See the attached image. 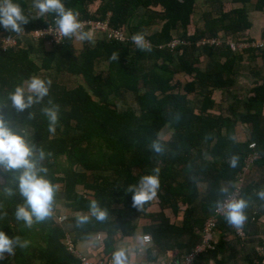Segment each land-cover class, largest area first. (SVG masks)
I'll list each match as a JSON object with an SVG mask.
<instances>
[{
	"label": "trees",
	"instance_id": "trees-1",
	"mask_svg": "<svg viewBox=\"0 0 264 264\" xmlns=\"http://www.w3.org/2000/svg\"><path fill=\"white\" fill-rule=\"evenodd\" d=\"M95 1L63 3L78 11L80 20L108 17L113 26L125 30L127 41L109 40L98 32L102 38L94 45L85 41L80 51L74 38L67 37L45 49L44 40L37 45H19L18 35L0 26V35L18 38L17 45L0 52V113L14 130L26 133L37 154L45 153L41 163L48 169L47 178L58 186L55 201L61 196L65 206L75 213L88 212L93 199L107 209L108 218L104 221L91 217L88 223L78 226L77 216L70 217L68 223L77 237L106 234V254L112 251L117 234L131 237L138 209L132 206V194L127 193V187L149 174L153 167H159L160 207L171 210L174 216L185 207L183 220L176 226L161 212L150 218L153 224L145 232L159 249L186 248L184 253H190L199 244V232L216 202L227 194L221 193L220 188L232 189L245 157L257 150L261 156L256 162H264V78L250 89L245 111H239V99L231 87L236 83L241 55L228 45L197 44L203 37H218L219 33L234 37L249 28L245 4L251 0H239L241 7L227 11L223 10L221 0H207L209 9L202 12V27L188 35L186 26L197 0H100L92 12L89 6ZM14 2L29 18L23 26L25 31L55 22L54 13L33 17V0ZM140 8H144V13L140 14ZM254 8L262 10L264 0H255ZM157 22H161L160 30L147 34V27ZM175 30L179 43L171 47ZM137 32H142L151 43V52L139 50L132 42L131 36ZM114 52L119 53L118 61L110 59ZM251 52L253 57L258 55L264 60V48ZM35 53L41 54L39 64L31 58ZM201 55L208 58L202 67ZM102 63H106V68L98 70ZM40 70L49 71L41 78L52 80L48 96L41 104L17 112L10 106L8 94ZM180 72L188 77L184 82L175 78ZM59 74L81 76L83 80L70 87L59 79ZM216 89H226V103L215 102ZM125 91L136 95L138 111L131 106L118 108L116 98ZM190 94L196 96L194 100L188 97ZM49 99L60 109L55 134L48 131V120L41 112ZM237 122L249 123L251 127L246 141L233 138ZM165 129L170 130L168 139L159 137ZM153 141L162 144L163 153L152 151ZM251 142L254 148L249 147ZM233 155L239 157L235 168L228 163ZM18 175L19 171H6L0 166V190L9 187L15 192L9 196L0 191V230L10 237L21 235L30 243L27 248L17 247L12 256L5 253L0 264H81L77 255L68 251L66 226L55 214L31 228L15 220L16 205L24 203L17 190L18 181L13 180ZM199 182L208 183L204 197ZM79 188L85 193H80ZM258 189L250 184L241 188L240 197L249 200L247 214L253 204H264L256 195ZM55 207L56 204L53 210ZM197 207L207 213L204 218L197 217ZM262 212L257 209L246 223L255 222ZM218 225L222 232L231 228L224 218ZM222 241L200 259L222 253L226 249ZM248 257L250 264H261L262 258L254 253Z\"/></svg>",
	"mask_w": 264,
	"mask_h": 264
},
{
	"label": "clouds",
	"instance_id": "clouds-1",
	"mask_svg": "<svg viewBox=\"0 0 264 264\" xmlns=\"http://www.w3.org/2000/svg\"><path fill=\"white\" fill-rule=\"evenodd\" d=\"M33 7L37 9V14L33 17L40 18L45 14H55V24L57 31L51 32L56 38H74L77 41L95 44V34L92 30H85V24L79 19V12L67 8L63 0H33ZM29 23V18L24 14L22 7L14 0H0V26L6 30L22 34L24 25ZM135 46L145 52H151V43L142 32L134 33L131 36ZM57 42L60 41L57 39ZM119 53L114 52L110 59L118 61ZM52 80L45 79L37 75H32L22 84L16 85L13 91L8 94L10 106L17 112H23L31 108L34 104H41L48 96ZM59 105L51 99L48 106L41 108V112L48 120V131L55 134L59 122ZM151 149L157 154L164 151L159 141H153ZM45 153L39 151L34 145H30L26 139V133L16 131L10 126V122L0 113V166L6 171H19L18 176L13 180L18 181V192L23 197L24 203L16 205L13 213L17 222H23L26 228H31L34 223L42 222L53 215V207L58 186L47 178L48 169L42 165ZM239 157L233 155L229 157L228 163L232 168L237 167ZM43 173V175H42ZM160 168L153 167L149 174L142 175L136 183H131L127 187V193L132 194V206L138 210L145 204L153 201L158 196L160 189ZM9 196L15 193L11 188L5 187L0 190ZM227 187H221V193H228ZM257 197L264 201V186L256 191ZM249 200L240 197L227 196L223 201L216 202V210L223 215L225 222L237 231L245 225L248 216L247 209ZM6 214V213H5ZM94 217L98 221L108 218L106 208L100 206L95 199L90 201L88 213L79 214L76 218L77 225H83ZM29 241L21 235L9 236L5 231L0 230V260L15 254L17 247L27 248ZM112 264H128V257L124 248H118L112 253Z\"/></svg>",
	"mask_w": 264,
	"mask_h": 264
},
{
	"label": "crops",
	"instance_id": "crops-1",
	"mask_svg": "<svg viewBox=\"0 0 264 264\" xmlns=\"http://www.w3.org/2000/svg\"><path fill=\"white\" fill-rule=\"evenodd\" d=\"M198 1V0H197ZM196 1V2H197ZM222 1V0H221ZM223 2V1H222ZM231 2L234 4L233 6H230L229 8L223 7L222 3V8L224 11L230 10L232 8L236 7H241L242 3L239 0H231ZM254 3L255 0H251L248 3L245 4V7L247 9V17L248 20L250 21L251 25L249 28L246 30L239 32L238 35L234 37H239V38H245L247 40H253L254 37L255 40H259L260 38H264V8L262 10H256L254 8ZM206 4L209 3L206 0ZM225 6V4H224ZM209 9V8H207ZM204 9V10H207ZM203 25V21L200 26H198L195 29L201 28ZM161 28V22H157L154 24H151L147 27L146 33L150 34L156 31H159ZM194 29V30H195ZM26 32L29 31H24L22 35L24 34L27 35ZM177 32L176 30L173 31L174 38H176L175 33ZM194 32V31H193ZM192 32V33H193ZM26 33V34H25ZM190 33V34H192ZM95 34V43L98 41V39L102 38V35L100 33H94ZM21 34H19V37ZM220 37L227 36L224 35L223 33H219ZM249 36V37H248ZM31 40L30 44L34 45V41L31 39L30 36H28ZM233 37V36H232ZM229 38V37H228ZM26 39V37H25ZM147 39V38H146ZM39 41V40H38ZM36 41V43H39ZM74 45L78 51L83 49L84 43L85 42H80L75 39H73ZM23 46V45H21ZM45 48V47H44ZM48 49V48H45ZM247 49V48H245ZM243 49V51L245 50ZM256 49V48H255ZM231 50V49H230ZM250 50V48H248ZM234 51V50H232ZM235 53H239L234 51ZM201 67L204 65V63L207 61V55H201ZM242 58V56H241ZM263 64L264 66V60L261 59L258 55H255L253 57V54L248 55V62L249 67V73L245 74V77L250 78V82L247 86L246 91H243V94H240V89L242 86H238V81L237 78L240 74L238 71V74L236 75V83L231 87L232 90L236 93L239 88V97L236 94L237 98L239 99L238 103V110L241 112L245 111L244 108V102L247 97V95H250V89L256 85H258L262 79L264 78V71L261 70V68H254L253 66L256 65L257 63ZM242 61H240L241 65ZM255 63V64H254ZM105 63L100 64L103 65ZM259 65V64H258ZM262 66V67H263ZM103 69L106 68V65L102 67ZM240 70V68H239ZM177 75V76H176ZM175 75V78L180 77L181 78L184 73L180 72ZM186 78L187 75H185ZM183 82L182 79L178 78ZM243 80L239 79V83H242ZM217 91L221 92H226V89L220 90L216 89L214 90V95L213 98L215 102H219L215 98V94ZM191 98L190 96H188ZM192 99V98H191ZM229 98L226 97L224 98V103H226V100ZM223 100V99H222ZM221 100V102H222ZM263 116H264V108H263ZM264 118V117H263ZM263 125H264V119H263ZM251 127L249 123H244V122H237L235 125V130L233 134V138L236 141H246L249 138V131ZM166 131L163 130L160 132L159 137L162 139H168L166 136H162V133ZM255 146V145H254ZM254 148V147H252ZM260 152L257 150H253L252 153L247 155L244 160V164L240 170V172L237 174L236 178L234 179V182L230 186V188H233L234 185L239 184L241 188L245 187L246 185H252L256 186L258 188H261L264 186V162L257 163V160H260ZM238 179H241V181H238ZM198 187L201 193V197H204L208 191V183L206 182H199ZM61 191V189H60ZM260 200V199H259ZM59 201V200H58ZM64 203H62L65 207V209H60L59 213V218L58 221L64 226H66L67 229V234L66 238L71 239L74 245V249L76 250V255L78 256H85L87 258H90L94 263L99 262L100 260H111L112 261V253L114 250L118 248H124L126 250V254L128 257V264H164L168 262L169 260L175 258L178 254L184 253L185 249L182 250H166V249H159L157 246H155L152 241L150 244H145L142 241V238L144 236H149L145 230L149 228L153 222L152 219H150L153 216H156L157 214H160L163 212L164 216L170 221L171 224H175L176 226H180L183 220V211L185 210V207H181L179 213L177 216H174L171 210L167 208H161L159 204V200L156 198L153 201L148 202L147 204L144 205V207L140 210H138V215L134 218L133 224L135 226L134 233L131 237H122L120 234H117L114 237V244H113V249L111 252L106 254V246H105V241L107 239V235L104 233L97 234V235H89L85 237H77L72 231V226L69 225L68 219L70 217L78 216L79 214L82 213H88V212H72L65 206V200H63ZM262 201V200H261ZM263 202V201H262ZM55 204H57V201H55ZM57 207V206H56ZM261 208L263 212L259 215V217L256 219L255 222H249L246 223V228H242V231L244 232L245 238H241L235 235V233L232 231L227 230L222 232V228L218 225V229L215 232L214 235V246H218L219 242L222 241L224 242L222 246H226V249L220 253L217 254L215 257H211L208 259L201 258L196 262V264H250V258L248 257L249 254H255L259 258H262L259 254H257L256 248L260 247L262 248L264 252V204L263 206H257L256 204H253L251 208H249V212L247 214L248 217L252 215V213H255L257 209L259 210ZM207 215V213H202V211L197 207V217L199 218H204ZM65 218L62 221L60 219ZM202 232V230L199 232ZM150 237V236H149ZM66 242V240H65ZM200 244V242H199ZM199 244H197L194 248H196ZM229 246V247H227ZM187 248L191 246H186ZM192 248L191 250H193ZM79 258V257H78ZM255 261L254 263H256Z\"/></svg>",
	"mask_w": 264,
	"mask_h": 264
},
{
	"label": "built area",
	"instance_id": "built-area-1",
	"mask_svg": "<svg viewBox=\"0 0 264 264\" xmlns=\"http://www.w3.org/2000/svg\"><path fill=\"white\" fill-rule=\"evenodd\" d=\"M85 24V30H92L94 33H102L107 39L109 40H117V41H127L129 37L126 35V32L121 27L113 26L109 18L105 19H83L81 20ZM56 24L51 23L48 24L46 27L36 28L30 31L31 35L38 37V39L44 40L45 42L52 43L53 45L58 44L57 39L61 42L65 37H60L59 35L56 36L51 32H56ZM18 43V38L16 36H6L0 35V52L11 48ZM179 43V38H174L172 42L169 44L171 47H175ZM184 43V42H183ZM198 45H215L220 46L222 45V40L220 36L218 37H203L198 42ZM226 45L230 47L231 50H242L246 47H255V48H264V38H260L259 40L252 41L248 43L245 40H238L233 42L232 40H228L225 42ZM254 142L249 144V147H254ZM241 181V179H238ZM241 187L239 184L233 186V188L223 197L221 201L227 198V196L231 195L236 198L240 197ZM53 214L54 210H53ZM56 215V214H55ZM65 218L63 217L60 221H63ZM223 219V215L214 208V211L207 217L205 225L203 227L202 232L200 233V244L194 248L190 253H181L178 254L175 258L169 260L164 264H195L200 257L205 254H208L211 251H214V235L218 229V224L220 220ZM58 220V219H57ZM235 233L236 236L245 238L244 232L241 230L237 231L234 228H230ZM143 243L150 244L151 238L149 236H144L142 238ZM68 251L72 254H77L76 250L74 249L73 242L68 238L65 242ZM257 254L262 256L261 264H264V252L262 248H256ZM81 260V264H112L111 260H100L97 263H94L90 258L85 256H78Z\"/></svg>",
	"mask_w": 264,
	"mask_h": 264
},
{
	"label": "rangeland",
	"instance_id": "rangeland-1",
	"mask_svg": "<svg viewBox=\"0 0 264 264\" xmlns=\"http://www.w3.org/2000/svg\"><path fill=\"white\" fill-rule=\"evenodd\" d=\"M223 2V7H226V8H229L230 6H233L234 4L231 2V0H222ZM99 3H100V0H97V1H95L93 4H91L90 6H89V9L93 12V11H95L96 9H97V6L99 5ZM224 4H225V6H224ZM159 9L157 6H155V8L154 9ZM207 8H209V6H208V4H206V0H198L196 3H195V8H194V12L192 13V15H191V17H190V22H189V24L186 26V31H187V35L188 34H190V33H192L193 31H194V29L195 28H197L198 26H200L201 25V23H202V21H203V19H202V12L204 11V9H207ZM37 9H36V14H37ZM141 13H144V8H140V14ZM108 16H109V14H108ZM108 18V17H107ZM27 33V35H25L24 36V34L22 35L21 34V36L19 37V35H18V37H19V45H23V46H26L27 44H29L30 42H31V40H30V38L28 37V36H30L31 37V39L34 41V45H37L38 43H36V41H40L41 39H38V37H36V36H33V35H31V33H30V31L29 32H26ZM25 33V34H26ZM175 33V32H174ZM178 35V33L176 32L175 33V36L176 37H178L177 36ZM25 37H26V39H25ZM229 37V38H228ZM249 37V36H248ZM249 38H253V40H247V39H245V38H237V37H232V36H223V37H220V39L222 40V43L224 44V45H226L225 44V42L226 41H228V40H232L233 42H236V41H238V40H245V41H247L248 43H251L252 41H256L255 39H254V37H249ZM38 41V42H39ZM52 43H49V42H45L44 41V47L45 48H48V49H50V48H52ZM223 45V46H224ZM247 49H245L244 51H243V49L242 50H236V52H239V54L242 56V58L240 59L241 61H242V63H241V65H240V62H239V68H240V70H239V74H240V77L241 78H239V76H238V78H237V81H238V86L240 85V86H242L241 87V91H240V94H243V91L245 92L246 91V89H247V86H248V84H249V82H250V78H247V77H245V74L246 73H249V70H248V67H249V63L248 62H246V61H248V55L249 54H251V50H255V47H246ZM248 48H250V51L248 50ZM253 53V52H252ZM40 57H41V54H38V53H35V54H32L31 55V58L36 62V63H40ZM200 60H201V58H200ZM259 63H257L256 65H254L253 67L256 69V68H261V70L262 71H264V66H263V64L262 63H260V61H258ZM255 64V63H254ZM259 64V65H258ZM106 65V63L105 64H103V65H98L97 66V69L98 70H101V69H103L102 67H104ZM263 66V67H262ZM49 71H46V70H40L36 75L37 76H40V77H42V76H44L45 74H47ZM53 71H51V73H52ZM177 76V75H176ZM177 78H180V79H182L183 80V82H184V80H185V78H186V76L185 75H183L182 76V78H181V75H180V77H177ZM59 79L62 81V82H64V83H66L68 86H70V87H72V86H75V85H77L78 83H80V82H82V77L80 76H75V75H71V74H59ZM239 79H241V80H243L242 81V83H239ZM237 90V92H236V94L238 95V97H239V88L238 89H236ZM191 98H193V100L195 99V97L196 96H194V94H190L189 95ZM226 97H228V93H226V92H221V91H217V93L215 94V98H216V100L217 101H219V102H221V100H222V102H224V98L226 99ZM116 104H117V106H118V108L120 109V110H123V109H125L126 107H128V106H131V107H133V108H135L137 111H138V104H137V101H136V95L134 94V93H132V92H128V91H125V92H123L122 93V95L119 97V98H116ZM166 131H164L163 133H162V136L164 135V136H166V137H168L169 135H170V130L169 129H165ZM79 192L80 193H85L84 192V190H82L81 188H79ZM61 195H63V193H62V189H61ZM59 200V201H58ZM64 199L63 198H61V196L59 197V198H57V204H56V206L57 207H55V210H54V213L56 214V218H59V213L61 212L60 211V209L62 210V209H65V207H62V206H64L62 203H64V201H63ZM58 211H59V213H58ZM63 222V221H62Z\"/></svg>",
	"mask_w": 264,
	"mask_h": 264
}]
</instances>
